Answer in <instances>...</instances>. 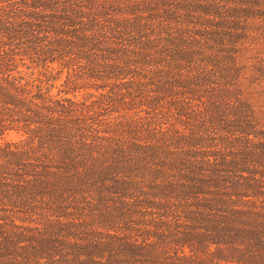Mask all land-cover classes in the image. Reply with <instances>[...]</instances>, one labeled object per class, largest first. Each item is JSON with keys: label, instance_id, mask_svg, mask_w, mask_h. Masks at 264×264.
Masks as SVG:
<instances>
[{"label": "trees", "instance_id": "1", "mask_svg": "<svg viewBox=\"0 0 264 264\" xmlns=\"http://www.w3.org/2000/svg\"><path fill=\"white\" fill-rule=\"evenodd\" d=\"M260 36L264 0H0V264H264Z\"/></svg>", "mask_w": 264, "mask_h": 264}, {"label": "rangeland", "instance_id": "2", "mask_svg": "<svg viewBox=\"0 0 264 264\" xmlns=\"http://www.w3.org/2000/svg\"><path fill=\"white\" fill-rule=\"evenodd\" d=\"M257 32H258V31H257ZM259 32H260V30H259ZM255 37H256V36H255ZM260 37L264 38V36H260ZM257 38H258V42L254 43V44L252 45V47H251V50H252V51H255V52H258L260 46L264 43V40H263V39L261 40L259 37H257ZM263 57H264V56H263ZM261 103H262V106H263V102H262V101H261ZM263 112H264V107H263ZM258 125L264 127V119L261 120V121H259V122H258ZM7 138H8V139H12V140H16V137L14 136V134H9V135H7Z\"/></svg>", "mask_w": 264, "mask_h": 264}]
</instances>
